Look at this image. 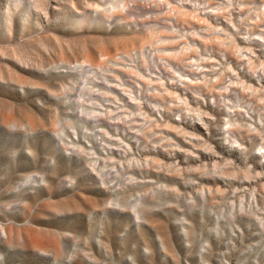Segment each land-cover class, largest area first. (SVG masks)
<instances>
[{
  "label": "rangeland",
  "instance_id": "1",
  "mask_svg": "<svg viewBox=\"0 0 264 264\" xmlns=\"http://www.w3.org/2000/svg\"><path fill=\"white\" fill-rule=\"evenodd\" d=\"M0 264H264V0H0Z\"/></svg>",
  "mask_w": 264,
  "mask_h": 264
},
{
  "label": "bare ground",
  "instance_id": "2",
  "mask_svg": "<svg viewBox=\"0 0 264 264\" xmlns=\"http://www.w3.org/2000/svg\"><path fill=\"white\" fill-rule=\"evenodd\" d=\"M34 1H35V0H34ZM215 1H216V0H215ZM164 2H165V1H164ZM73 8H74V7H73ZM74 11H75V13H78L79 10H77V8H74ZM74 11H73V12H74ZM242 41H243V40H242ZM242 48H243V47H242ZM244 49H245V48H244ZM8 230H9V229H8ZM33 235H35V234H33ZM35 236L38 237L37 234H36ZM38 239H39V240H34V241H35V242L33 241L34 243L31 242V240H30V242L32 243V245H33V244H36V246L38 247V249L41 248L43 251H46L45 249H46L47 247H49L50 244H49L48 242L42 240V239L39 238V237H38ZM40 239H41L42 241H41ZM31 243H30V244H31ZM35 248H36V247H35ZM42 250H40V251H42Z\"/></svg>",
  "mask_w": 264,
  "mask_h": 264
}]
</instances>
